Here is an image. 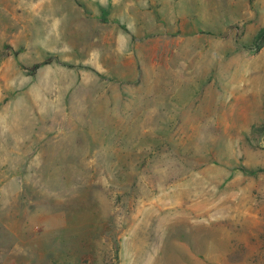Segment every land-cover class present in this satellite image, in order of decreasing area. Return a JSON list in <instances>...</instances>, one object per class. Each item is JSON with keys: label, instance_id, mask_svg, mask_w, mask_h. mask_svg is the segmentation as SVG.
I'll list each match as a JSON object with an SVG mask.
<instances>
[{"label": "rangeland", "instance_id": "1", "mask_svg": "<svg viewBox=\"0 0 264 264\" xmlns=\"http://www.w3.org/2000/svg\"><path fill=\"white\" fill-rule=\"evenodd\" d=\"M124 3L0 0V264H264V0Z\"/></svg>", "mask_w": 264, "mask_h": 264}, {"label": "crops", "instance_id": "2", "mask_svg": "<svg viewBox=\"0 0 264 264\" xmlns=\"http://www.w3.org/2000/svg\"><path fill=\"white\" fill-rule=\"evenodd\" d=\"M66 1L67 0H64V3H66ZM143 4H145V0H137V1L131 0L129 2L127 0H125L124 6H123L125 13L128 14L130 12V14H131L130 15V19H131V22H130L131 30L130 31H131V33L133 32L135 34V36H138L136 41H137V43H139V44L141 43L140 45H142L144 43L143 41L146 40V36H145L146 31H148V29L150 27V29L154 32L152 36L154 38L155 43L157 45L162 44V42H163L162 37L163 36L160 35L161 33H159V30L162 29V26L158 22V17L156 15L157 13L155 14L156 18L153 16L152 17L153 21H152V23H150V26H148L147 23L144 21V17L140 15L141 12L138 9V6H142ZM126 18H127V16L125 17V19ZM135 22H138V24H136V26H135ZM50 29H51V27H50ZM117 33H118V39L115 40V47L118 49V53L119 54H125V53H127L126 51H128L127 54L129 56V58H131L130 55L132 54V49H131L132 40L127 38L128 37L126 35L127 33L126 34H123L121 32H117ZM137 52L139 53L138 50H137ZM53 53H56V52H53ZM45 67L46 68L44 71L47 72V75L49 76V82L51 83V85L56 82L55 78L60 79L61 77L71 78L70 80H71L72 84L74 85L77 78L79 77L78 73L76 72V69H74V68L68 69L65 66H61L58 64H52V63L47 64ZM68 85L69 84H64L63 86L61 85V88L59 89V91H62V88H64V92H65L68 89ZM12 142L16 146L19 143V138H13Z\"/></svg>", "mask_w": 264, "mask_h": 264}, {"label": "trees", "instance_id": "3", "mask_svg": "<svg viewBox=\"0 0 264 264\" xmlns=\"http://www.w3.org/2000/svg\"><path fill=\"white\" fill-rule=\"evenodd\" d=\"M261 39H264V29H262V30L259 32V34H258V36L256 37L255 41L258 42V41L261 40ZM257 48H259V44H258ZM50 61H51V58H47V59L44 60L43 64H48ZM39 66H40L39 64H36V65L33 66L32 69L35 70V69H37Z\"/></svg>", "mask_w": 264, "mask_h": 264}]
</instances>
